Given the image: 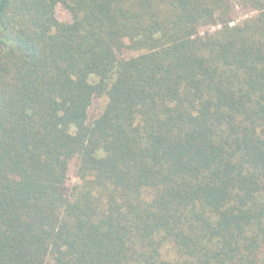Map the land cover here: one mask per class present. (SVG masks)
<instances>
[{"label":"trees","instance_id":"trees-1","mask_svg":"<svg viewBox=\"0 0 264 264\" xmlns=\"http://www.w3.org/2000/svg\"><path fill=\"white\" fill-rule=\"evenodd\" d=\"M0 264H264V0H0Z\"/></svg>","mask_w":264,"mask_h":264},{"label":"rangeland","instance_id":"rangeland-1","mask_svg":"<svg viewBox=\"0 0 264 264\" xmlns=\"http://www.w3.org/2000/svg\"><path fill=\"white\" fill-rule=\"evenodd\" d=\"M58 17L60 19H67V16L64 12L61 11V9L59 8L57 11ZM254 14V12L251 13H245L244 11H242L239 7H237V13H236V17H235V23L236 22H240L246 18H249L250 16H252ZM216 29V27H209V28H203L200 30L201 34H204L207 30H214ZM98 110V109H97ZM73 170V168H72ZM77 182L76 177H74V174L71 172V176L70 179L68 181L69 186H73L75 183Z\"/></svg>","mask_w":264,"mask_h":264}]
</instances>
